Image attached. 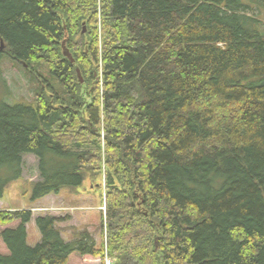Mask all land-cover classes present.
<instances>
[{"label":"trees","instance_id":"obj_1","mask_svg":"<svg viewBox=\"0 0 264 264\" xmlns=\"http://www.w3.org/2000/svg\"><path fill=\"white\" fill-rule=\"evenodd\" d=\"M263 10L0 0V58L35 85L31 102L0 101V198L33 154L31 201L89 181L106 205L100 243L65 239L68 215L0 209V264H264Z\"/></svg>","mask_w":264,"mask_h":264},{"label":"rangeland","instance_id":"obj_2","mask_svg":"<svg viewBox=\"0 0 264 264\" xmlns=\"http://www.w3.org/2000/svg\"><path fill=\"white\" fill-rule=\"evenodd\" d=\"M244 2L246 0H243ZM259 4V3H258ZM260 5V4H259ZM99 7V6H98ZM261 18L264 22V10ZM259 28L264 31L262 23ZM99 27V25H98ZM21 65L13 61L8 55L0 58V101L13 104L16 102H31L33 101L34 82L27 74V70L20 68ZM23 167L21 177L12 181L5 189L3 196L0 198V208L6 209V206H32L30 200V186L31 182L39 178L38 162L33 154L23 155ZM80 192L75 193L68 188H62L59 193L64 194V200H55L48 198L36 206L42 208H51L54 205H78L89 206L87 209L75 210L72 213L65 211H39L33 210V217L37 214H56L69 218L58 223L62 229V235L65 239L72 238L74 235L73 230L85 228L89 230L97 243L102 239L101 233V217L102 211L96 207L100 203V193L90 189L89 181H85L83 186L79 189ZM3 203V205H1ZM8 204V205H7ZM33 219V218H32ZM104 221V219H103ZM39 232L34 222L28 223L27 228V242L30 245L39 241ZM100 264V262H98Z\"/></svg>","mask_w":264,"mask_h":264},{"label":"crops","instance_id":"obj_3","mask_svg":"<svg viewBox=\"0 0 264 264\" xmlns=\"http://www.w3.org/2000/svg\"><path fill=\"white\" fill-rule=\"evenodd\" d=\"M64 197H65V195L64 194H62V195H60V193H56V194H48V195H46L45 197H43V198H41V199H39V200H37V201H35V202H32L33 204H35V205H32V206H10V205H8V206H6V208L7 209H17V208H22V207H35L37 204H39L40 202H42V201H44V200H46V199H48V198H53V199H55V200H64ZM62 200V201H63ZM1 205H3V203H1ZM1 209V208H0ZM32 222V221H31ZM30 222V223H31ZM27 228H28V224H27ZM91 264H98V258H93L92 260H91Z\"/></svg>","mask_w":264,"mask_h":264},{"label":"water","instance_id":"obj_4","mask_svg":"<svg viewBox=\"0 0 264 264\" xmlns=\"http://www.w3.org/2000/svg\"><path fill=\"white\" fill-rule=\"evenodd\" d=\"M83 31H84V29H83ZM65 42H66V41L63 40L62 43H61L63 55H64L65 57H67V58L69 59L70 62L73 63V62H74V58H73V56L71 55V53H70V51L68 50V48L66 47ZM0 47H1V48L3 47V43H2V41H1V45H0ZM75 71H76V73H77V76H78L79 79H80V82H83V79H82V75H81L80 69H79L77 66L75 67Z\"/></svg>","mask_w":264,"mask_h":264},{"label":"built area","instance_id":"obj_5","mask_svg":"<svg viewBox=\"0 0 264 264\" xmlns=\"http://www.w3.org/2000/svg\"><path fill=\"white\" fill-rule=\"evenodd\" d=\"M106 262H107V264H108L109 261L107 260Z\"/></svg>","mask_w":264,"mask_h":264}]
</instances>
